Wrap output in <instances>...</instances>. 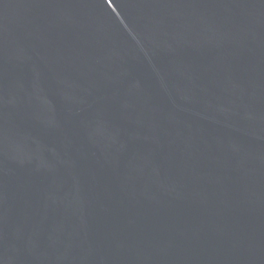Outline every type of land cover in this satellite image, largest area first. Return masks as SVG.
<instances>
[{"label":"water","instance_id":"1","mask_svg":"<svg viewBox=\"0 0 264 264\" xmlns=\"http://www.w3.org/2000/svg\"><path fill=\"white\" fill-rule=\"evenodd\" d=\"M0 264H264V0H0Z\"/></svg>","mask_w":264,"mask_h":264}]
</instances>
